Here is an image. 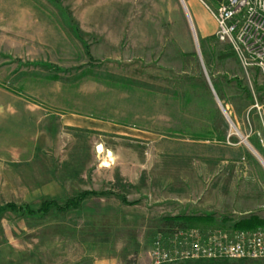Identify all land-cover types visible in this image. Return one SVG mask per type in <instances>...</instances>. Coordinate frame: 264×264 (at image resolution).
I'll return each mask as SVG.
<instances>
[{"label": "rangeland", "instance_id": "374dc122", "mask_svg": "<svg viewBox=\"0 0 264 264\" xmlns=\"http://www.w3.org/2000/svg\"><path fill=\"white\" fill-rule=\"evenodd\" d=\"M186 1L0 0V264H153L172 218L202 235L264 223V147L245 139V109L244 125L201 109L238 91L250 107L251 93Z\"/></svg>", "mask_w": 264, "mask_h": 264}, {"label": "built area", "instance_id": "2783aa9c", "mask_svg": "<svg viewBox=\"0 0 264 264\" xmlns=\"http://www.w3.org/2000/svg\"><path fill=\"white\" fill-rule=\"evenodd\" d=\"M201 3L215 22L216 41L229 47L239 65L241 80L245 79L253 99L245 119L250 134L264 147V103L260 104L256 96L258 87L264 90V0H218L213 9ZM218 105L229 120L228 107L220 102ZM252 111L259 124L255 131L249 120ZM150 257L153 264L195 259H264V228L206 235L193 229H174L154 242Z\"/></svg>", "mask_w": 264, "mask_h": 264}, {"label": "crops", "instance_id": "0c3cea01", "mask_svg": "<svg viewBox=\"0 0 264 264\" xmlns=\"http://www.w3.org/2000/svg\"><path fill=\"white\" fill-rule=\"evenodd\" d=\"M186 6H187V9L189 11V13L191 14L193 20H194V24H195V28H196V31L198 33V36L200 38V40L202 41H205L207 40L208 38H210L212 35H213V32L215 31V22L212 18V16L210 15V13L205 9V7L202 5L201 3V0H187L186 1ZM235 59V57H234ZM235 69V71L237 70V72L241 75V70L239 68V65L235 59V66L234 68H232V70ZM235 77V76H234ZM236 83V82H235ZM237 87V85H236ZM238 90H244V89H240V88H237ZM219 91H220V87H219ZM232 97L231 98V101L229 100V102H227V104H225L228 109H232V113L234 115L235 118H237L236 116L238 115H241L242 114V110L245 109V111L247 112L249 110V106H247L246 108L244 107V99H242V96L240 95V92L238 91L237 93L233 92V94L230 96ZM229 97V98H230ZM222 100H220V98L218 100H216L215 102L213 101H208V102H204V103H207L206 104H202L201 105V109H210V113L208 114V117L209 118H213L215 115H219L218 112H216L217 108H214L213 107H219L218 105V102L220 101L221 104H223L226 100V98L228 97H224V95L222 96ZM242 101V102H241ZM217 105V106H216ZM224 105V104H223ZM245 112V118H246V113ZM255 114H251L249 116V119H254L255 117ZM257 119V118H256ZM241 122H242V125H244V117H242L241 115ZM247 123V121H246ZM255 123V127L252 129V130H258L259 129V124H258V121L254 122L253 121V124ZM250 128L248 127V133L246 134V138H250V137H253L254 139H257L254 135L250 134ZM210 139H213V137H209Z\"/></svg>", "mask_w": 264, "mask_h": 264}, {"label": "trees", "instance_id": "16d2710c", "mask_svg": "<svg viewBox=\"0 0 264 264\" xmlns=\"http://www.w3.org/2000/svg\"><path fill=\"white\" fill-rule=\"evenodd\" d=\"M236 85L240 89H244L241 87L239 81H236ZM91 195H92V193H88V192L82 193L81 195L77 196V198L69 200L60 211H63V209L68 210V209L73 208V207L76 208L81 203V201H83L84 199H86L88 196H91ZM52 205L53 204H51V203H44L40 206L38 211L41 213H43V212L46 213L50 210V207ZM10 209L14 210V207H11ZM193 220L194 219H192V218L189 219L187 217H175V218H172V219L166 221V223L168 225H172V228L175 225L176 228L172 229V230H174V229H178V228H183L184 227L183 225L186 224L187 221H193ZM203 220L204 221H210V218L205 217ZM176 223H178V224H176ZM263 224L264 223L261 222L260 220H258L257 218L250 217L248 219H242V220L236 222L233 225V228L235 230H239V231H249V230H253V229H256L258 227H261ZM172 230L170 229L168 231L171 232Z\"/></svg>", "mask_w": 264, "mask_h": 264}, {"label": "bare ground", "instance_id": "6f19581e", "mask_svg": "<svg viewBox=\"0 0 264 264\" xmlns=\"http://www.w3.org/2000/svg\"><path fill=\"white\" fill-rule=\"evenodd\" d=\"M102 150H103V147H102L101 145H98V146H97V151L100 152V151H102Z\"/></svg>", "mask_w": 264, "mask_h": 264}]
</instances>
